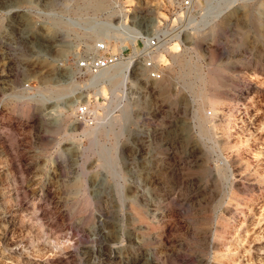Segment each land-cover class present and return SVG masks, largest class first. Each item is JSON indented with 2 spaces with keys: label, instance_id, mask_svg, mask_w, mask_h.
I'll return each mask as SVG.
<instances>
[{
  "label": "rangeland",
  "instance_id": "rangeland-1",
  "mask_svg": "<svg viewBox=\"0 0 264 264\" xmlns=\"http://www.w3.org/2000/svg\"><path fill=\"white\" fill-rule=\"evenodd\" d=\"M207 6L0 0V264H264V0ZM122 20L162 79L79 72Z\"/></svg>",
  "mask_w": 264,
  "mask_h": 264
},
{
  "label": "built area",
  "instance_id": "built-area-1",
  "mask_svg": "<svg viewBox=\"0 0 264 264\" xmlns=\"http://www.w3.org/2000/svg\"><path fill=\"white\" fill-rule=\"evenodd\" d=\"M227 1L229 0H178L177 11L180 10L189 16L191 13L194 15V12H197L198 9L204 7L206 4L210 5L213 2L220 4ZM122 21L115 24L113 28H118L126 34L125 44L127 48L118 52L114 51L111 47V40L107 37H101L96 41L95 51L85 55L78 61L77 68L79 72L84 75H98L111 68H115L132 54V52H128V48L131 46L133 51L136 49L134 62H137L138 65H141L146 70L147 76L154 80L162 79L164 70L157 63L155 55L165 49L175 39V36L170 37L162 31L153 32L148 30V28L138 32L127 31L130 30V26L126 21ZM102 22L105 23L106 21ZM138 43H140L139 47H137ZM77 116L85 123H94L95 116L87 103H82L78 106Z\"/></svg>",
  "mask_w": 264,
  "mask_h": 264
},
{
  "label": "bare ground",
  "instance_id": "bare-ground-1",
  "mask_svg": "<svg viewBox=\"0 0 264 264\" xmlns=\"http://www.w3.org/2000/svg\"><path fill=\"white\" fill-rule=\"evenodd\" d=\"M14 1V0H13ZM19 1V0H18ZM17 2V1H16ZM207 7H209V5L207 6ZM207 7H205L204 9H206ZM243 15H242V17L240 18V20L237 22V26L235 27V30H236V32L238 33H243V27H245L244 25H245V6H243ZM119 10L121 11V13L124 15V14H127L126 13V7H124V6H120L119 7ZM207 11H210V9L208 10L207 9ZM221 13V12H220ZM217 15H219V14H217ZM189 17L191 18V19H194V15L191 13V15H189ZM123 22V21H122ZM227 23V22H226ZM104 24V29H105V31H110V29H112V30H117V31H119V29L118 28H113V27H115L111 22H108V21H106L105 23H103ZM226 27H227V25H225L224 26V29L223 30H225L226 29ZM215 30V29H214ZM222 30V31H223ZM109 33V32H108ZM264 34V33H263ZM107 36H109V35H107ZM244 37V36H243ZM116 38V37H115ZM110 39H111V35H110ZM241 40H242V38H241ZM116 41L117 42H120V44L119 43H117L116 44V46L115 47H113L112 49L114 50V51H121L122 49L120 48V46H122V45H126L125 44V41H126V38H125V36H121V37H117L116 38ZM240 42V41H239ZM238 43V42H237ZM41 45V44H40ZM180 46V44L179 43H176V49L178 48ZM112 47V46H111ZM165 53V52H164ZM134 54H131L130 56H129V58L127 59V60H125L122 64H120V65H118L117 67H116V69H118V71H120V72H123L125 69H127V68H130L131 66H132V64H133V62H134ZM155 57L157 58V59H159V58H165V56H164V54L160 51V52H158L156 55H155ZM161 59V60H162ZM216 69V68H215ZM219 71V70H218ZM214 73V72H213ZM202 74V73H201ZM204 74V73H203ZM94 77H93V81L95 80V81H98L99 80V78L97 77L98 75H93ZM218 77V76H217ZM207 78H209V77H207ZM115 79H117V78H115ZM205 79V78H204ZM91 80V81H92ZM91 81H89V82H91ZM208 81V80H207ZM209 82V81H208ZM220 87V86H219ZM218 90V89H217ZM210 91V90H209ZM208 91V92H209ZM246 93V92H245ZM203 94H205V93H203ZM207 94V93H206ZM210 95V94H209ZM211 96V95H210ZM207 97V96H206ZM214 98V97H213ZM217 99V98H216ZM210 101V100H209ZM211 102V101H210ZM212 103V102H211ZM217 107V106H216ZM213 108V107H212ZM214 109V108H213ZM242 114V113H241ZM233 115V114H232ZM235 116V115H234ZM233 116V117H234ZM184 121V120H183ZM188 122V121H187ZM237 122V121H236ZM182 122H180V124H181ZM187 124V123H186ZM182 125V124H181ZM190 125V124H189ZM235 126V125H234ZM226 127V126H225ZM231 127V126H230ZM236 127V126H235ZM191 128V127H190ZM232 128V127H231ZM233 131V130H232ZM235 133V132H234ZM193 135V134H192ZM232 135V134H231ZM186 136V135H185ZM182 139V138H181ZM186 139V138H185ZM244 141V140H243ZM185 142V141H184ZM233 142V141H232ZM238 142H240V141H238ZM192 143V142H191ZM242 142H240V144H241ZM184 144V143H183ZM235 145H237V143H235ZM239 146V145H238ZM237 146V147H238ZM232 147V146H231ZM238 150H239V147L237 148Z\"/></svg>",
  "mask_w": 264,
  "mask_h": 264
}]
</instances>
